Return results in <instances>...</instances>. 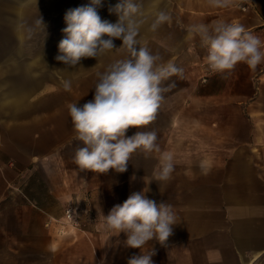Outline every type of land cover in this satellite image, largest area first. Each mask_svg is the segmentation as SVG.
<instances>
[{
  "label": "crops",
  "instance_id": "0c3cea01",
  "mask_svg": "<svg viewBox=\"0 0 264 264\" xmlns=\"http://www.w3.org/2000/svg\"><path fill=\"white\" fill-rule=\"evenodd\" d=\"M119 2L98 6L101 19L116 23L118 15L110 9ZM133 3L139 46L159 55L158 63L182 69L162 81L155 119L126 133L154 131L161 152L138 149L124 173L81 171L73 157L83 145L75 138L68 106L93 99L104 73L98 62L103 54L83 58L76 68L56 61L54 49L9 57L13 63L0 68V264H127L141 250L126 248L123 233L100 225L113 206L142 191L172 205L177 215L167 243L153 240L143 249L154 248L153 264H264V63L251 69L241 62L202 83L207 50L188 31L194 24L222 20L241 24L264 41V0H232L224 8L209 0ZM161 13L168 19L153 30ZM56 25L66 27L64 15ZM114 44L118 49L104 53L111 64L129 55L119 48L120 39ZM39 56L38 64L28 61ZM36 70L44 72L38 77ZM55 74L64 90L58 102L50 100ZM65 81L74 82L70 90ZM162 153L173 156L167 181L154 176ZM72 203L85 210L78 230L45 225L61 220Z\"/></svg>",
  "mask_w": 264,
  "mask_h": 264
},
{
  "label": "clouds",
  "instance_id": "9594fccd",
  "mask_svg": "<svg viewBox=\"0 0 264 264\" xmlns=\"http://www.w3.org/2000/svg\"><path fill=\"white\" fill-rule=\"evenodd\" d=\"M232 0H209L213 7L224 8ZM101 0H90L87 5L70 8L64 15L66 27L58 44L55 60L68 68H76L83 58H96L108 51L118 49L115 39H120L119 48L126 49L127 58L116 60L99 75L92 100L82 106L72 103L69 115L76 133L77 147L74 163L81 171L105 174L109 170L117 173L127 171V165L138 149L145 154L161 152L154 131L138 130L127 136L130 127L142 129L148 126L163 100L161 83L182 69L172 63H158L159 55L139 46L138 25L131 18L137 11L133 0H120L114 6L118 15L116 23L102 20L96 8ZM168 17L161 13L153 23L155 30ZM38 23L43 24L40 17ZM188 31L198 35L201 47L207 50V64L213 72L230 73L238 63H246L251 69L264 63V41L248 32L243 25L222 20L211 25L194 24ZM70 90L71 82H64ZM174 170L173 156L162 153L159 169L154 173L157 181H167ZM177 225L173 206L164 201L148 198L145 191L133 192L122 203L103 215L100 229L106 232L123 233L126 248L140 249L127 264H153L154 248L143 249L150 241L165 245Z\"/></svg>",
  "mask_w": 264,
  "mask_h": 264
},
{
  "label": "rangeland",
  "instance_id": "374dc122",
  "mask_svg": "<svg viewBox=\"0 0 264 264\" xmlns=\"http://www.w3.org/2000/svg\"><path fill=\"white\" fill-rule=\"evenodd\" d=\"M110 2L111 0H101L100 5L106 7V3ZM89 3L90 0H0V68L13 63L14 59L9 57L15 56L18 52L41 54L47 50H58L59 42L50 43V38H57L63 33L64 27H58L57 20H62V16L68 9ZM40 17L44 26L38 23ZM28 61L38 64L43 59L39 56ZM99 61L105 72V68L111 64L109 56L103 54ZM40 72L44 71L36 70L34 73H37L39 77L42 75ZM54 76L56 78H53V75L50 76V100L58 102L62 100L64 90L62 79L56 74ZM70 82L72 87L74 82ZM45 90L47 95L48 92ZM91 93L88 90L87 94ZM46 95L44 93L43 96L46 97ZM75 234L69 236L74 237Z\"/></svg>",
  "mask_w": 264,
  "mask_h": 264
},
{
  "label": "built area",
  "instance_id": "2783aa9c",
  "mask_svg": "<svg viewBox=\"0 0 264 264\" xmlns=\"http://www.w3.org/2000/svg\"><path fill=\"white\" fill-rule=\"evenodd\" d=\"M214 73L206 64V71L203 73V75L200 77V81L202 83H205L207 78ZM85 212L84 208H82V205L78 203H72L68 205L63 212V217L61 220H48L46 222V226H49L51 222H57L61 227H67L73 230H78L80 228V216L81 214Z\"/></svg>",
  "mask_w": 264,
  "mask_h": 264
}]
</instances>
